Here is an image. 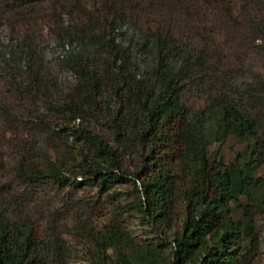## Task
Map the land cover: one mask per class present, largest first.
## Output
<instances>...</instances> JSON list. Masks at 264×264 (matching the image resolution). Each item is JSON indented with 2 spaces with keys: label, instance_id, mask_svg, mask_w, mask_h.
Instances as JSON below:
<instances>
[{
  "label": "trees",
  "instance_id": "trees-1",
  "mask_svg": "<svg viewBox=\"0 0 264 264\" xmlns=\"http://www.w3.org/2000/svg\"><path fill=\"white\" fill-rule=\"evenodd\" d=\"M240 2L252 4L254 13L264 4V0H0V28L13 35L0 44V71L7 89L2 97L14 98L25 108L43 99L45 115L25 113L28 120H21L34 121L30 127L45 130L44 148L52 137L66 145V152L54 148V157L48 146L43 156L29 149L24 153L28 165L21 168L24 177L58 184L80 177L102 189L124 179L118 150L90 127L91 122L100 123L99 116L113 113L114 139L140 151L142 169L158 163L160 150L173 149L170 154L166 150L169 160L158 170L143 177L142 169L133 174L138 202L122 205L124 210L165 223L170 203L179 196L177 179L186 175L191 181L182 230L172 238L170 257L153 243H139L111 219L101 231L87 230L93 243L92 264H247L253 216L256 209L264 211V195L256 197L264 177L255 176L262 161L251 158L253 150L225 170L210 172L213 161L207 153L212 144L230 135L240 141L258 139V126L243 93H218L201 109L187 105L189 87L216 78L215 70L221 72L224 63L212 60V36L219 32L207 29L208 37L202 35L203 15L185 17L195 20L193 24L180 26L176 21L191 4ZM38 23L46 26V33ZM50 36L62 46L74 45L57 56L60 66L76 77L74 85L64 86L68 91L57 102L51 101L57 76L40 47ZM138 53L147 55L141 67ZM111 100L116 104L113 111ZM4 115L2 121L10 129L12 113L5 109ZM75 143L81 148L75 150ZM217 164L223 166L220 157ZM242 195L247 203L239 201ZM1 204L0 264H51L37 257L28 222L8 220Z\"/></svg>",
  "mask_w": 264,
  "mask_h": 264
},
{
  "label": "rangeland",
  "instance_id": "rangeland-1",
  "mask_svg": "<svg viewBox=\"0 0 264 264\" xmlns=\"http://www.w3.org/2000/svg\"><path fill=\"white\" fill-rule=\"evenodd\" d=\"M251 6L252 4L242 2L223 5L191 4L185 16L177 17L176 21L180 22V26L184 23L193 24L195 20L185 17L188 15L191 17L196 13L200 14L199 17L203 15L202 35L208 37L207 29L219 32L216 37L212 36V39L215 38V56L212 60L224 63L221 72L215 70L216 78L212 77L208 83L189 87L185 93L187 105L193 109H201L218 93L231 91L243 93L245 106L258 126L256 140L240 141L230 135L222 143L212 144L207 153L209 159L213 161L210 172L225 170L226 166L241 161L245 154L249 156L254 150L251 158L262 161L255 176L264 177V4L256 6L260 10L257 13L251 10ZM251 20L252 22L254 20V23L248 25ZM44 26L42 23L37 24V28H43L46 33ZM12 36L10 32L0 28L2 46ZM61 42L58 38L50 36L40 44L44 60L49 62L53 74L57 76V89L51 94V101L55 102L68 91L64 86L74 85V81L76 83V77L60 66L57 59V56L65 54L74 45L62 46ZM77 48L79 46L75 43V50ZM135 58L141 67L145 64L147 55L138 53ZM2 77L0 71V202L6 214L5 218L16 222L25 219L31 226L33 249L37 257L51 264H92L93 243L87 230L101 231L111 219L117 220L120 227L139 243H153L159 246L165 256L170 257L172 238L175 233L182 230L185 219L187 206L185 195L191 188L189 177L185 175L177 179L179 196L174 197L170 203V218L167 222L164 223L159 218L155 220L146 218L134 210H124L122 205L138 202L133 174L142 169L143 156L138 149L123 147L114 139L115 132L110 123V114L113 113H110L107 117L99 116L100 123L91 122L90 127L95 133L103 135L109 144L118 150L120 172L126 173L124 179L107 184V188L103 189L95 182L80 177L68 184H58L50 179L33 181L27 179L21 172L24 169L21 168L22 165H28L25 156L29 149L32 148L31 153L36 156H43L44 149L48 146L51 156L54 157V148L59 147L66 152V145L58 138L52 137V142L43 147V140L47 134L45 130L39 125L35 128L30 127L34 121L31 123L27 121L26 124L22 121L24 118L28 120L29 115H22L25 113H29L30 117L36 113L45 115L43 99L38 98L34 104L25 108L14 98L2 97L3 94L6 96L7 90ZM110 103V110L113 111L116 104L114 100ZM5 109L12 113L8 118L11 122L10 129L2 121L5 118ZM51 120H54L53 117ZM61 121L62 119L58 120ZM12 148L17 156L12 153ZM80 148L81 145L75 143V150ZM166 150H169L170 154L173 149L160 150L157 154L158 163L144 166L141 171L142 177L153 170H158L163 161L169 160L167 155H164ZM219 157L223 166L217 164ZM171 158L172 161H176L175 156ZM139 184L140 181L137 180L136 185ZM263 195L264 187L256 197L261 198ZM239 201L248 202L243 195L239 197ZM234 217L237 219L239 215L235 214ZM253 218L254 239L246 260L247 264H264V211L261 208L256 209Z\"/></svg>",
  "mask_w": 264,
  "mask_h": 264
}]
</instances>
